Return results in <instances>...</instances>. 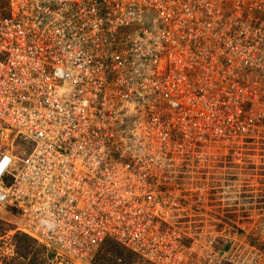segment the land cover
<instances>
[{"label": "rangeland", "instance_id": "rangeland-1", "mask_svg": "<svg viewBox=\"0 0 264 264\" xmlns=\"http://www.w3.org/2000/svg\"><path fill=\"white\" fill-rule=\"evenodd\" d=\"M103 12L104 27H121L110 43H137L148 63L156 56L147 40L169 46L180 75L170 81L175 96L156 88L149 103L127 75L142 78L140 96L149 99L152 71L121 69L125 77L110 73L106 79L121 106L112 114L118 117L111 123L120 127L116 138L102 143L111 163L103 167L117 172L103 211L112 217L106 226L132 240L140 254L110 239L93 264H264V0H104ZM227 18L234 24L226 25ZM163 58L160 71L167 66ZM207 132L211 139L194 146L193 138ZM8 228L0 221V235ZM138 228L142 239H133ZM21 237L0 239L1 247H15L9 264L50 263L37 253L42 246L30 240L27 249Z\"/></svg>", "mask_w": 264, "mask_h": 264}, {"label": "built area", "instance_id": "built-area-1", "mask_svg": "<svg viewBox=\"0 0 264 264\" xmlns=\"http://www.w3.org/2000/svg\"><path fill=\"white\" fill-rule=\"evenodd\" d=\"M103 3L0 0L5 12L0 14V212H5L0 221L9 225L0 239L31 237L44 248L49 264H93L110 239L140 254L132 240L106 226L112 217L103 211L104 193L117 172L105 161L102 143L116 138L120 127L111 123L118 117L112 114L121 106L107 91L106 79L110 73L125 77L123 70L139 73L143 67L153 72L146 88L149 99L140 96L142 78L127 75L143 103L156 88L167 97L177 94L170 89L172 76L180 75L171 48L147 40V50L156 56L148 63L147 53L133 47L137 43L127 38L125 47L110 43L121 27H104L102 15L108 13ZM163 56L168 57L164 72L158 68ZM95 75L99 82H93ZM169 101L178 105L174 97ZM202 135L193 138L194 146L207 142ZM143 214L147 220L148 213ZM138 231H131L133 239H142ZM14 254L15 247L0 246V264H9L7 256Z\"/></svg>", "mask_w": 264, "mask_h": 264}, {"label": "trees", "instance_id": "trees-1", "mask_svg": "<svg viewBox=\"0 0 264 264\" xmlns=\"http://www.w3.org/2000/svg\"><path fill=\"white\" fill-rule=\"evenodd\" d=\"M224 23H225L226 25L229 26V25H233V24H234V21H233L232 19L227 18V19H224ZM190 25H191V23H184L181 27H189ZM260 97H261V98H264V95L260 94ZM247 110H248V108H246V111H247ZM231 130H232L231 133H233V132H234V128H233V126H232V129H230V131H231ZM204 138H206V139H208V138L211 139V135H210V134H206V136H205ZM177 141H180V139H179V140L177 139ZM181 141H182V140H181ZM20 240L23 241V242L26 244L27 249L33 247L32 244L28 242L29 239H28L26 236L21 237ZM114 243H116V242H114ZM42 251H43V253H45L43 247H41L40 249H38V252H37V253L40 254V253H42Z\"/></svg>", "mask_w": 264, "mask_h": 264}, {"label": "bare ground", "instance_id": "bare-ground-1", "mask_svg": "<svg viewBox=\"0 0 264 264\" xmlns=\"http://www.w3.org/2000/svg\"><path fill=\"white\" fill-rule=\"evenodd\" d=\"M180 1H181V0H180ZM178 3H179V2H178ZM184 6H185V5H184ZM128 62H129V60H128ZM121 133H122V132H121ZM183 235H184V234H183ZM27 238L29 239V241H30V240H32V238H31V237H27Z\"/></svg>", "mask_w": 264, "mask_h": 264}]
</instances>
